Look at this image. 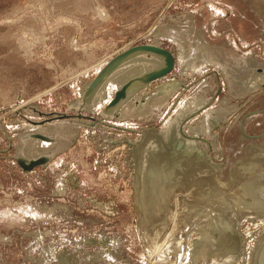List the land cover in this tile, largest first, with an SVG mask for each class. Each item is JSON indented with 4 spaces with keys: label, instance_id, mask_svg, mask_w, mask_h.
Instances as JSON below:
<instances>
[{
    "label": "rangeland",
    "instance_id": "obj_1",
    "mask_svg": "<svg viewBox=\"0 0 264 264\" xmlns=\"http://www.w3.org/2000/svg\"><path fill=\"white\" fill-rule=\"evenodd\" d=\"M142 45L171 52L174 70L108 111L125 83L163 65L142 54L85 101L108 63ZM144 131L155 136L140 149ZM179 137L213 161L216 176L164 162ZM263 157L264 0H0V264H155L150 228L166 223L182 238L169 260L182 264L201 239L187 240L188 193L196 219L233 246L216 256L213 238L201 264H258L264 218L247 212H264ZM250 160L261 164L252 173ZM158 234L154 248L170 233Z\"/></svg>",
    "mask_w": 264,
    "mask_h": 264
},
{
    "label": "bare ground",
    "instance_id": "obj_2",
    "mask_svg": "<svg viewBox=\"0 0 264 264\" xmlns=\"http://www.w3.org/2000/svg\"><path fill=\"white\" fill-rule=\"evenodd\" d=\"M140 57V56H139ZM136 59V58H135ZM130 61H132V60H130ZM130 61H128V62H126L123 66H125L126 64H128V63H130ZM122 66V67H123ZM121 67V68H122ZM120 69V68H119ZM106 84V83H105ZM97 93V92H96ZM128 100H130V99H132V95L130 94L129 96H128V98H127ZM127 101V100H126ZM125 101V102H126ZM122 103H124V102H122ZM87 104H84L82 107H85ZM81 110H82V108H81ZM152 132H154V133H156L155 132V130L154 131H152ZM152 132H147V131H144V135H143V137H144V139H143V143H142V146L140 147V149H142V147L144 148V146H145V144H147V142L149 141V140H147L148 139V134L149 133H152ZM154 133H152L151 134V136L153 135V136H155V134ZM157 134V133H156ZM158 135V134H157ZM150 137V136H149ZM185 143L183 144V146H182V148L181 149H178L177 150V147L179 146L177 143H176V141H175V145L174 146H172L173 147V149H172V152H171V154H173L172 155V157H165L164 159V162L165 163H174V164H180V163H184V162H187V165H188V168H190L191 166L193 167V168H198V169H200V170H202V171H209V172H212L213 173V175L214 176H216V165L213 163V161L211 160V161H208V159H207V157L203 154V153H199V151L195 148V147H192V149H186V141H184ZM192 142V141H191ZM156 145H159L160 147H161V149H162V151H161V153H163L164 155H169L170 154V151H169V149H168V144H166L164 141H163V139L158 135V140H157V137H156ZM162 145V146H161ZM184 148H185V153H184V156H182V150H184ZM253 151V149H252V147L250 148V150H249V152H252ZM138 153H140V152H138ZM170 158H174L176 161H172ZM264 158V157H263ZM262 160V159H261ZM192 161H193V163H192ZM197 162H200V163H202V164H208L209 166H206V167H210V168H205L204 166H202V165H200L199 163H197ZM262 162H263V160H262ZM249 163V165L247 166H245V168L246 167H249V169L247 170L248 171V173H252L253 172V166H251L252 165V163H256V164H259V160H255V161H252V160H250V162H248ZM243 164V163H242ZM259 165H261V164H259ZM259 165H257V166H259ZM156 166V165H155ZM262 167H264V162H263V164H262ZM155 168V167H154ZM156 169V168H155ZM242 170V169H241ZM239 171L240 170H235V172H234V174H235V176L231 179V180H235L237 177L236 176H238V175H241L240 173H239ZM247 173V174H248ZM195 174V173H194ZM151 175H152V173L150 174V177H151ZM259 175H261V176H259ZM263 175V176H262ZM194 176H196V174L194 175ZM186 177V176H185ZM258 177H261V179H262V181H260V182H257L256 183V187H257V190H259L260 192H259V196H261V200L264 202V172H262V173H259L258 174ZM177 181H179V180H177ZM147 182V181H146ZM187 182V181H186ZM153 183V182H152ZM157 185H159V183H157L156 181H155V183H154V187H153V185H151L152 187H151V189H150V186H148L149 187V189H150V191L148 190L147 192H146V195L149 197V194L148 193H153V195L154 194H157L158 193V187H157ZM186 186V185H185ZM165 187V186H164ZM160 189V188H159ZM257 190H256V193H257ZM262 190V191H261ZM206 192H208V193H210V190L209 189H207V190H205V189H202L201 190V193H202V195L204 194L205 195V193ZM194 194V193H193ZM188 196H189V201L194 205H192V209L190 210L191 212H193L192 214H193V217H192V220H193V223L191 224V223H187L186 222V225L184 224V226L185 227H188V229H189V231L187 232L188 233V241H189V244H190V242H191V237L194 235L195 236V234H198V235H200V237H201V239L200 240H198V241H195L194 242V244L191 246V250L193 251L192 252V257H191V255H188L187 254V252H186V250L184 251V257H182V264H183V261H190L191 259H190V257L192 258V260L194 261V263L195 264H201V263H203L205 260H207L208 258H209V251H208V243H211L212 244V239L213 238H217V246L215 247V249H216V256H222V255H225V254H228L229 253V249H231L233 246H232V244H231V238H230V236H229V234H226L225 233V231H223V232H221V233H219L218 234V232H216V233H214L212 230H211V228L207 225V224H205L204 223V220H205V218H200V219H196V216H197V213H195L196 212V208H197V206L198 205H196L195 204V202H196V200L194 199V196H192L191 194H189L188 193ZM148 197H146V208H147V212L150 210V201H149V199H148ZM156 197V196H155ZM167 197V196H166ZM181 197V196H180ZM229 197V196H228ZM208 198H210V197H208ZM180 199H182V198H180ZM223 200V199H222ZM179 201V200H178ZM180 201H182V200H180ZM197 201H199L200 203H202L203 204V202H204V198H203V196L201 197V199H198ZM183 202V201H182ZM181 202V203H182ZM177 203H179V202H177ZM180 204V203H179ZM201 204V205H202ZM229 204V203H228ZM175 205V204H174ZM178 205V204H177ZM239 205V204H238ZM219 206V205H218ZM230 207H231V212L232 211H234L235 212V210H237L235 207V205L234 206H231L230 205ZM156 208V207H155ZM175 208H177V206L175 207ZM178 208H180L179 206H178ZM189 208V207H188ZM223 208V209H222ZM225 209V210H224ZM228 210V207L227 206H224V205H222V207H216V209H215V212H216V216H222L223 214H224V212L225 211H227ZM158 212V211H157ZM159 213V212H158ZM248 213V215H258L259 217H263L264 218V212H251V211H249V212H247ZM191 214V215H192ZM207 214V213H206ZM157 215V214H156ZM158 216V215H157ZM167 216H168V214H167ZM175 216V215H174ZM201 216V215H200ZM186 217V216H185ZM212 217H214V216H212ZM167 218H169V216L167 217ZM166 218V219H167ZM173 218V217H172ZM198 218V217H197ZM225 219H227V218H225ZM175 221V220H174ZM224 221H227L226 222V224H227V226L229 227L227 230H229V232L232 234V235H236L240 240H239V243H240V252L242 251V248H243V244H242V241H241V238H240V235L238 234V232H237V230L235 231L234 230V227H233V225L230 223V222H228L229 220L227 219V220H224ZM191 222V221H190ZM163 223V222H162ZM175 223V222H174ZM221 223V222H220ZM146 225V224H145ZM183 226V227H184ZM164 228V229H163ZM181 228V227H180ZM215 228L217 229V230H219V225H218V223L215 225ZM157 225L156 224H154L153 226H151V228H150V230L152 231L151 232V234H152V237H153V235H154V233H155V235H154V237L152 238V241H151V246H149V248H151L152 250H150L149 252L151 253V254H154V252H155V257H154V260L156 261V263L155 264H173L174 262H172V261H170L169 260V258H170V254H171V252H172V249L174 248H178L179 246H180V244H181V239H179L178 238V236H177V234H178V228L176 227V225H171L170 226V224L168 225V223H166V225L163 227H161L160 226V229H159V232H157ZM153 230H156V231H153ZM169 231V233L171 234L172 233V238H170L169 237V235H166L165 233L166 232H168ZM182 231V230H181ZM186 231V230H185ZM213 232V233H212ZM157 233H163V236H164V234L166 235V236H164V239H163V242H162V244L161 245H158V248H154L155 247V242H156V239H157V237H159V236H157L156 234ZM237 233V234H236ZM143 234H144V232H143ZM158 234V235H159ZM145 236V235H144ZM149 237V236H148ZM147 237V238H148ZM151 237V236H150ZM149 237V238H150ZM161 237V236H160ZM170 238V239H169ZM184 238V237H183ZM185 238H186V236H185ZM160 239V238H159ZM148 240V239H147ZM158 242V241H157ZM148 243H149V241H148ZM147 243V244H148ZM183 243V242H182ZM158 244V243H157ZM159 244H160V242H159ZM185 244H187L186 242H185ZM189 246H186V248H188ZM148 248V249H149ZM155 250H154V249ZM166 249H168V252H165V250ZM188 249H190V247L188 248ZM208 251V252H207ZM173 253V252H172ZM182 255V254H181ZM263 255H264V251H263ZM263 255H262V257H261V260L263 259ZM156 257H157V259H156ZM181 258V257H180ZM214 260V259H213ZM264 260V259H263ZM177 263V262H176ZM179 264H181V263H179Z\"/></svg>",
    "mask_w": 264,
    "mask_h": 264
},
{
    "label": "water",
    "instance_id": "obj_3",
    "mask_svg": "<svg viewBox=\"0 0 264 264\" xmlns=\"http://www.w3.org/2000/svg\"><path fill=\"white\" fill-rule=\"evenodd\" d=\"M142 54H153L158 56L163 60V65L155 68L153 71L147 72L136 79L130 80L125 83L118 91H116L111 103L109 104L108 111L118 107L122 102L128 98L129 91L132 87H145L151 82L163 79L168 74H170L175 67V58L173 54L160 46L155 45H142L138 47L131 48L121 55L117 56L106 67L99 73L97 78L90 84L89 88L85 93V101L89 100L95 90H97L104 82L112 75L117 69L121 68L126 62L142 55ZM88 102V101H87ZM144 135V132H143ZM185 139L179 137L176 143L179 145L178 149H181ZM235 230V229H234ZM233 234V233H232ZM237 234V233H236ZM264 242L259 250L258 264H264ZM263 255V259L261 257Z\"/></svg>",
    "mask_w": 264,
    "mask_h": 264
},
{
    "label": "crops",
    "instance_id": "obj_4",
    "mask_svg": "<svg viewBox=\"0 0 264 264\" xmlns=\"http://www.w3.org/2000/svg\"><path fill=\"white\" fill-rule=\"evenodd\" d=\"M140 59H141V61H140L141 63H143V60L146 61V60L143 59L142 57H141V58L139 57V60H140ZM142 59H143V60H142ZM155 63H157V61L153 62V64H155ZM129 64H130V63H129ZM153 66H154V65H153ZM145 69H148V67L146 66ZM149 69H153V67H152V68H149ZM146 72H147V71H146ZM251 147H252L253 149H254V148H257V147H255L253 144L250 145V148H251ZM220 148H221L220 151H221L222 158H223V157H224V153H223L224 150H223V148H222L221 146H220ZM222 150H223V151H222ZM224 159H225V157H224Z\"/></svg>",
    "mask_w": 264,
    "mask_h": 264
},
{
    "label": "flooded vegetation",
    "instance_id": "obj_5",
    "mask_svg": "<svg viewBox=\"0 0 264 264\" xmlns=\"http://www.w3.org/2000/svg\"><path fill=\"white\" fill-rule=\"evenodd\" d=\"M244 128H245V120L242 122V125H241V131H242V134L244 135V136H246L245 134V132H244Z\"/></svg>",
    "mask_w": 264,
    "mask_h": 264
}]
</instances>
